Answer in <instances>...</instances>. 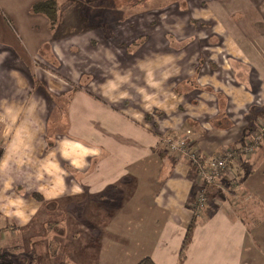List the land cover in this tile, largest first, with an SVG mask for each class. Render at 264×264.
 <instances>
[{"label":"crops","instance_id":"1","mask_svg":"<svg viewBox=\"0 0 264 264\" xmlns=\"http://www.w3.org/2000/svg\"><path fill=\"white\" fill-rule=\"evenodd\" d=\"M45 1L0 0V10L14 26L0 11V48L7 55L0 65V90L25 95L5 96L3 104L22 107L29 120L21 119L29 122L27 129L14 131L5 151L0 147V219L26 229L43 205L57 204L54 211L62 209L59 217L69 220L58 223L56 233L65 238L70 232L71 244L92 249L90 257L82 252L83 264H138L145 258L178 264L195 220L182 264H264V142L250 156L239 154L231 162L200 208L203 186L195 166L161 143L168 136L186 139L203 158L247 146L264 120V35L255 28L241 45L229 34L234 53L209 52V61L201 54L191 57L190 45L172 49L157 32L153 49H143L145 44L124 49L121 23L109 30L95 21L75 28L76 13L51 24L34 10ZM61 20L71 29L63 30ZM80 47L91 48L93 58L79 59ZM34 56L52 72L32 65ZM112 59L117 64L107 67ZM85 63L87 69L79 67ZM118 80L129 88L126 106L118 107L114 101L119 99L101 92ZM40 85L46 90L35 95L40 90L42 99L30 97L28 89ZM8 112L3 120H19L20 112ZM54 121L60 127L56 131ZM240 198L260 208L254 211L260 223L232 214L241 210Z\"/></svg>","mask_w":264,"mask_h":264},{"label":"rangeland","instance_id":"2","mask_svg":"<svg viewBox=\"0 0 264 264\" xmlns=\"http://www.w3.org/2000/svg\"><path fill=\"white\" fill-rule=\"evenodd\" d=\"M56 1L59 18L61 17L62 19V15L63 19L70 17V15L74 17L77 13V18H79L77 19V24L79 22V25L74 26L75 28H88L91 22L95 21L100 22V24L104 25V28H108L109 30L121 23L123 25L122 34L126 40L120 44L124 49L126 46L128 49H131L132 45L140 46L141 44H145L143 49H153V45H156L160 39L163 43L168 41L170 47L176 51L183 50L184 47L190 45L188 50L192 52L191 57L195 58L198 54H201L205 55L207 61H209L208 57L219 50L222 51L220 53L222 55H227V52L234 53L233 49L237 47L234 42L229 41V34H233L241 45H243L241 39H247L250 32L255 28V33L259 34L261 38L264 35V0H75L73 4L67 0ZM66 3L68 5L64 9L63 5ZM60 5H62V11ZM76 7L78 9L77 12L74 11ZM0 11L4 17V22L6 21L14 29L13 22L10 20L11 18L6 14L5 16L2 10ZM65 22V20L62 21L63 30L71 29V26L67 25V23L65 25ZM112 29L110 33H112ZM156 32L159 33L160 38L154 41L152 40V34ZM250 40H255V38L251 37ZM111 42L108 43L112 45L110 48L116 49L117 45H113ZM158 47L160 48V46ZM124 49H121V51ZM79 51L81 52L77 56L79 59L91 60L93 58L91 48L80 47ZM0 55H3L0 56L1 65L7 58V55H4V52H2V48H0ZM31 60L33 61L32 65L36 67L39 65L42 69L52 72L49 65L41 62L38 56H34ZM180 62L176 59V66ZM159 63L165 62L160 59ZM112 64H117V60L112 59L111 62L106 63V66L108 67ZM11 65L13 66V64ZM89 65L85 63L79 67L84 66L87 69ZM192 65L193 63H191ZM171 67L169 66L170 69ZM178 71L175 68V79H177ZM54 76L66 81L60 74ZM97 84H101V81H98ZM117 87H121L122 89H118L120 92L114 93ZM38 89L46 90L44 85L37 86L36 88L32 86V89H28L29 96L40 97L42 99L40 90L38 91L40 95H35ZM101 92L104 93L105 97L119 99L120 101H114L118 107L126 106L123 101L129 95V88L127 89L123 82L119 80L110 82L102 88ZM9 95L14 97L25 96L23 95V91L12 88L0 90V100L2 101V104L0 101V147L3 148L4 146V151L14 140L12 138L13 132L27 129L29 123L21 120L25 118L22 107L3 104L5 103L3 99L8 98ZM5 96L6 98H3ZM8 111H16L15 114L20 112L19 120L13 123L15 120L14 116H10L7 122L3 120L1 117L4 116L7 119V114H10ZM40 115L43 119L46 116L45 106L40 108ZM159 116L160 118H164L163 113L159 114ZM25 120L29 121L28 118H25ZM23 124L26 126H23ZM54 124L58 125V121H54ZM58 128H60L59 125L55 131ZM9 133L11 134L9 135ZM2 152L3 150H0V158ZM18 173L22 175L23 171L20 170ZM9 191H12V188ZM211 192L214 193V190ZM239 200H241L239 201L241 210L232 211V214H237L244 218L249 224L252 222L260 223L259 218H255L256 212H254L260 208L248 200V198L244 200L240 198ZM18 205L20 206L21 203H18ZM56 205L55 203L43 205L37 218L26 229L16 226L10 227L0 219V264H30L31 261L33 264H59L61 262L83 264L87 260V257H81L82 252L85 256H91L93 253L92 249H78L77 247L81 246L80 243L71 244L69 240L72 233L68 232L65 234V238L60 237L56 233L58 229L56 225L62 221L66 222L65 220H69L65 217H59L63 211L59 209V212H55ZM250 211H253L251 212L253 217L249 216ZM97 240L94 239L96 244H98ZM96 252L97 250L95 249L94 253ZM73 260H78V262H74Z\"/></svg>","mask_w":264,"mask_h":264},{"label":"built area","instance_id":"3","mask_svg":"<svg viewBox=\"0 0 264 264\" xmlns=\"http://www.w3.org/2000/svg\"><path fill=\"white\" fill-rule=\"evenodd\" d=\"M262 142H264V120L258 123L257 128L251 134V139L247 146L239 150H226L221 154H215L207 158L198 155L196 148L186 139H176L168 136L161 140V143L168 151L179 153L195 166L197 176L203 186L202 191L198 195L196 208L202 207L206 201L208 190L217 185L222 174L228 170L231 162L239 154L245 157L250 156Z\"/></svg>","mask_w":264,"mask_h":264},{"label":"trees","instance_id":"4","mask_svg":"<svg viewBox=\"0 0 264 264\" xmlns=\"http://www.w3.org/2000/svg\"><path fill=\"white\" fill-rule=\"evenodd\" d=\"M34 10H36L37 12L45 13L47 18L50 20L51 24H56L58 22L59 15H58L56 0H47L45 2L39 3L34 6ZM33 197L38 201L43 202L42 198L38 194L34 193ZM195 226H196V222L195 220H193L187 229L184 241L182 243L178 264H182L185 260L186 251L192 241ZM30 264H33V262L31 261ZM59 264H68V263L61 262ZM138 264H155V263L150 258H145L141 260Z\"/></svg>","mask_w":264,"mask_h":264}]
</instances>
